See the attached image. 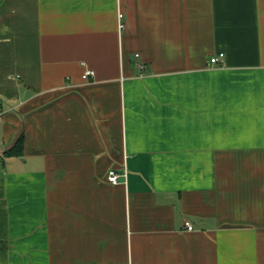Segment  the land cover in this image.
Masks as SVG:
<instances>
[{"label": "crops", "instance_id": "0c3cea01", "mask_svg": "<svg viewBox=\"0 0 264 264\" xmlns=\"http://www.w3.org/2000/svg\"><path fill=\"white\" fill-rule=\"evenodd\" d=\"M0 109V264H264V0H0Z\"/></svg>", "mask_w": 264, "mask_h": 264}, {"label": "built area", "instance_id": "2783aa9c", "mask_svg": "<svg viewBox=\"0 0 264 264\" xmlns=\"http://www.w3.org/2000/svg\"><path fill=\"white\" fill-rule=\"evenodd\" d=\"M122 18H123V14L119 13L118 21H119V30L120 31L125 29V25L123 24V22H121ZM136 58L139 59L140 58L139 55H136ZM223 58H224V54L222 53L218 58H212L211 59V64L216 65L219 62H222ZM138 65L142 69L143 66L141 64H138ZM89 77H94V72L88 71L87 73H85L84 79L87 80V79H89ZM2 113L3 112L0 109V116L2 115ZM108 172L109 173L107 175L106 182H108L111 185H118V184L121 183L122 178H126L127 177V173L126 172L121 174V173L116 172V170H113V169H111ZM185 227H186V229L189 232H193L194 231V229H193V227H192L190 222H185Z\"/></svg>", "mask_w": 264, "mask_h": 264}, {"label": "trees", "instance_id": "16d2710c", "mask_svg": "<svg viewBox=\"0 0 264 264\" xmlns=\"http://www.w3.org/2000/svg\"><path fill=\"white\" fill-rule=\"evenodd\" d=\"M15 145L16 146L13 149L6 152V155L8 157H16L17 158V157L22 155L23 139L22 138L18 139V141L16 142Z\"/></svg>", "mask_w": 264, "mask_h": 264}]
</instances>
